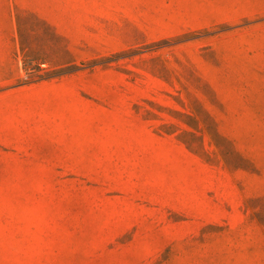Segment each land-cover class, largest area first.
<instances>
[{"label": "rangeland", "instance_id": "rangeland-1", "mask_svg": "<svg viewBox=\"0 0 264 264\" xmlns=\"http://www.w3.org/2000/svg\"><path fill=\"white\" fill-rule=\"evenodd\" d=\"M0 264H264V0H0Z\"/></svg>", "mask_w": 264, "mask_h": 264}]
</instances>
